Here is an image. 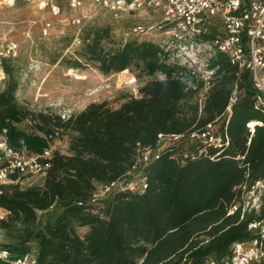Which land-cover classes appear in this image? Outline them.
I'll list each match as a JSON object with an SVG mask.
<instances>
[{"label":"trees","instance_id":"trees-1","mask_svg":"<svg viewBox=\"0 0 264 264\" xmlns=\"http://www.w3.org/2000/svg\"><path fill=\"white\" fill-rule=\"evenodd\" d=\"M115 43L109 25L92 29L71 67L91 65L104 75L136 67L146 81L138 94H124L118 107L91 102L67 121L19 103V79L9 64L15 58L4 60L0 136L48 167L41 183L22 186L16 181L23 173L15 170L12 182L0 184V228L10 238L0 247L10 253L0 264L27 254L31 264H206L230 257L234 242L256 235L249 224L262 220L264 209L242 208V185L264 177V102L251 73L238 78L237 65L217 52L211 59L217 76L201 103L204 82L192 78L197 88H190L191 74L170 62L158 42L129 37ZM237 83L238 98L228 112ZM250 121L261 124L252 131ZM209 124L224 142L227 133L229 144L190 139ZM64 133L67 153L54 148ZM161 133L185 138L159 149L139 170L147 187L115 186L99 195L100 188L129 179L137 144L155 148ZM40 212L47 213L41 225Z\"/></svg>","mask_w":264,"mask_h":264},{"label":"built area","instance_id":"built-area-1","mask_svg":"<svg viewBox=\"0 0 264 264\" xmlns=\"http://www.w3.org/2000/svg\"><path fill=\"white\" fill-rule=\"evenodd\" d=\"M34 2L38 8L49 10L51 14L60 18L63 14L62 6L57 0H26ZM16 0H0V6L12 5ZM86 4H92L105 9L115 15L134 14L142 10H156L160 12L162 21L158 28L162 29L171 41L159 42L167 53L168 60L179 66L185 67L191 74L188 85L196 89L195 78L204 82V89L200 91L201 103L212 82L216 79L218 66H211V59L217 52L226 54L232 63L238 67L237 76L240 78L242 71L251 73L253 84L257 90L258 101L264 102V0H68L69 10L74 11L67 22L76 28L83 26L85 14L77 11ZM54 24L46 19L41 28L45 35L50 33ZM154 25L135 24L130 33L136 35L145 33ZM139 39V38H138ZM175 43V44H174ZM20 51V43L8 34L0 35V79L5 78L3 62L6 58H16ZM127 71V70H125ZM124 72V71H122ZM156 76L164 78L165 75L157 73ZM135 80V77L133 78ZM239 94V84L235 85L233 96L227 107L231 112L232 105ZM63 119L67 116L62 114ZM70 117V116H69ZM261 122L250 121L248 126L254 130V126ZM184 134H159L157 146H143L137 144L135 163L128 172L131 176L125 181L112 182L105 188H100L99 195L110 191L115 186H122L132 190H142L147 187L146 176H140L139 170L147 165L154 154L169 144L180 142ZM200 138L208 145L222 147L229 144L228 134L225 133V142L214 133V126L209 124L205 130L193 133L190 139ZM2 154L6 163L0 165V181H4L15 170L24 174L26 170L46 174L48 164L37 160V156H29L27 152L13 149L6 143L2 136L0 142ZM52 148L45 150L44 155L49 156ZM242 208L247 212L260 213L264 209V177L251 185H242ZM236 208V207H235ZM231 212H234L232 209ZM5 212L0 209L1 217ZM250 228L257 229L256 235L247 240L236 241L232 246L230 257L221 262L209 260L206 264H261L264 260V218L253 221ZM7 250H0V258L9 257ZM31 254L25 255L15 264L33 263Z\"/></svg>","mask_w":264,"mask_h":264},{"label":"rangeland","instance_id":"rangeland-1","mask_svg":"<svg viewBox=\"0 0 264 264\" xmlns=\"http://www.w3.org/2000/svg\"><path fill=\"white\" fill-rule=\"evenodd\" d=\"M63 8L60 18L52 17L38 8L34 2L16 0L12 5L0 6V35L8 34L20 43L18 56L9 64L15 69L19 79L16 99L35 110H43L59 115L66 114L67 121L72 114L84 109L91 102L109 101L118 107L124 94H138L139 87L146 81L145 73L134 67L132 70L102 74L91 65L73 68L70 63L82 52L86 33L94 28L109 25L116 45L129 37L135 24L154 25L150 30L136 35L139 40L162 42L171 41L170 37L159 29L162 21L160 12L142 10L134 14L115 15L92 4H86L77 12L85 14L81 28L67 22L75 12L69 10L66 0H58ZM49 19L54 26L50 33L41 32L44 21ZM175 44V43H174ZM135 77V80L133 79ZM6 78L0 79V90L4 88ZM28 121L20 124L26 128ZM2 136H0V142ZM69 133L59 135L54 148L62 153L68 152ZM3 163L0 147V164ZM15 173V172H14ZM22 186L41 183L43 175L30 170L16 182ZM12 182L10 175L0 184ZM47 213H39L40 225L46 220ZM85 229L81 228L80 233ZM10 242V238L0 228V247Z\"/></svg>","mask_w":264,"mask_h":264},{"label":"crops","instance_id":"crops-1","mask_svg":"<svg viewBox=\"0 0 264 264\" xmlns=\"http://www.w3.org/2000/svg\"><path fill=\"white\" fill-rule=\"evenodd\" d=\"M67 1L68 0H66V3H67ZM57 2L59 3V1L57 0ZM60 4V3H59ZM61 5V4H60ZM40 9V8H39ZM41 11H42V13L44 14V12L45 13H47V14H50L52 17H55V16H53L52 14H51V12L49 11V10H42V9H40ZM55 18H57V17H55Z\"/></svg>","mask_w":264,"mask_h":264}]
</instances>
